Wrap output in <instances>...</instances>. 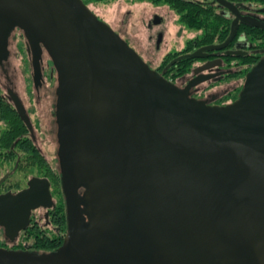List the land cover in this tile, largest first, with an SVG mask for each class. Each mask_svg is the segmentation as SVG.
<instances>
[{
	"label": "water",
	"instance_id": "water-1",
	"mask_svg": "<svg viewBox=\"0 0 264 264\" xmlns=\"http://www.w3.org/2000/svg\"><path fill=\"white\" fill-rule=\"evenodd\" d=\"M14 28L35 76L43 51L57 73L68 231L53 252L0 248V264H264V57L237 100L211 105L83 0H0L1 45ZM33 186L0 199V224L26 225Z\"/></svg>",
	"mask_w": 264,
	"mask_h": 264
},
{
	"label": "flooded vegetation",
	"instance_id": "flooded-vegetation-1",
	"mask_svg": "<svg viewBox=\"0 0 264 264\" xmlns=\"http://www.w3.org/2000/svg\"><path fill=\"white\" fill-rule=\"evenodd\" d=\"M131 1L155 10L147 19L145 42L127 41L152 69L205 103L226 105L239 98L248 71L264 57V0ZM169 16L176 31L167 24ZM200 49L199 57H187ZM151 52L163 54L146 58ZM46 53L41 76H35L21 29H12L5 45L0 44V199L29 190L31 183L34 195L43 196V202L30 209L24 227L15 229L24 213L10 230L0 224L4 249L53 252L68 231L58 158V81Z\"/></svg>",
	"mask_w": 264,
	"mask_h": 264
},
{
	"label": "rangeland",
	"instance_id": "rangeland-1",
	"mask_svg": "<svg viewBox=\"0 0 264 264\" xmlns=\"http://www.w3.org/2000/svg\"><path fill=\"white\" fill-rule=\"evenodd\" d=\"M86 5L103 21L109 24L125 41L141 40L145 42L147 36V19L155 11L152 6L144 3H136L131 0H89ZM170 16L167 24L174 26ZM175 22V21H174ZM173 28V29H174ZM172 31V30H171ZM174 31V32H175ZM136 36V37H135ZM129 44V43H128ZM154 50V49H153ZM24 60L27 59L26 52ZM47 54V53H46ZM163 53L151 52L145 57H160ZM47 58L51 60L47 54ZM150 58V57H149Z\"/></svg>",
	"mask_w": 264,
	"mask_h": 264
},
{
	"label": "trees",
	"instance_id": "trees-1",
	"mask_svg": "<svg viewBox=\"0 0 264 264\" xmlns=\"http://www.w3.org/2000/svg\"><path fill=\"white\" fill-rule=\"evenodd\" d=\"M189 23V22H188ZM189 28H193V24L192 23H189Z\"/></svg>",
	"mask_w": 264,
	"mask_h": 264
}]
</instances>
